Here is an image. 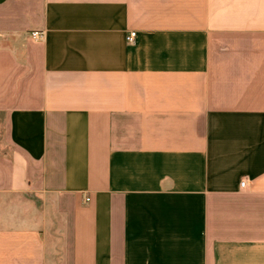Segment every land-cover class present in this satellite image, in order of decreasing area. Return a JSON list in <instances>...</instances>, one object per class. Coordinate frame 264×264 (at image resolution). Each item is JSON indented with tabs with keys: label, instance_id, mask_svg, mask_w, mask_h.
I'll list each match as a JSON object with an SVG mask.
<instances>
[{
	"label": "crops",
	"instance_id": "1",
	"mask_svg": "<svg viewBox=\"0 0 264 264\" xmlns=\"http://www.w3.org/2000/svg\"><path fill=\"white\" fill-rule=\"evenodd\" d=\"M0 264H264V0H0Z\"/></svg>",
	"mask_w": 264,
	"mask_h": 264
},
{
	"label": "built area",
	"instance_id": "2",
	"mask_svg": "<svg viewBox=\"0 0 264 264\" xmlns=\"http://www.w3.org/2000/svg\"><path fill=\"white\" fill-rule=\"evenodd\" d=\"M134 36H135V32L132 31V32H130V33L126 36V40H127V41H132L133 38H134ZM31 37H32V38H41V37H42V34H41V32L33 31V32H31ZM242 184H243V183H242ZM85 201H87V198H85L84 202H85Z\"/></svg>",
	"mask_w": 264,
	"mask_h": 264
}]
</instances>
